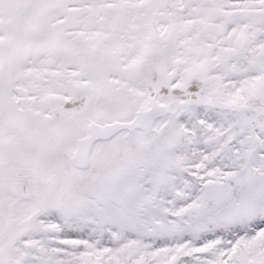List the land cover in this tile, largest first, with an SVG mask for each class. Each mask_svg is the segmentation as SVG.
<instances>
[{"label":"snow or ice","instance_id":"6c2138e0","mask_svg":"<svg viewBox=\"0 0 264 264\" xmlns=\"http://www.w3.org/2000/svg\"><path fill=\"white\" fill-rule=\"evenodd\" d=\"M0 264H264V0H0Z\"/></svg>","mask_w":264,"mask_h":264}]
</instances>
